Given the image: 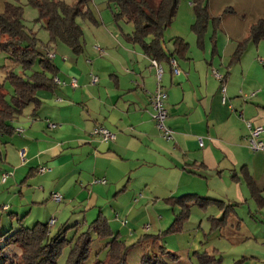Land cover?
Wrapping results in <instances>:
<instances>
[{
	"label": "crops",
	"instance_id": "crops-1",
	"mask_svg": "<svg viewBox=\"0 0 264 264\" xmlns=\"http://www.w3.org/2000/svg\"><path fill=\"white\" fill-rule=\"evenodd\" d=\"M98 11L101 21L85 26L80 53L59 42L43 47L44 54L55 53L50 60L65 84L38 90L37 105H28L13 118V135L6 140L9 135L0 137V143H10L3 160L7 172L2 178L6 177L1 182L11 179L10 183H17L23 175L20 183L38 180L42 185L32 195L39 199L53 200L54 193L63 191L60 201L53 200L56 205L71 193L94 206L99 193L106 198L113 192L115 198L126 191L127 204L119 206L120 212L131 210L130 198L132 202L144 198L136 189L148 184L158 189L150 192L152 197L156 195L154 201L193 192L225 205L250 198L256 208L264 210V150L249 148L246 126V121L262 125L260 139L264 141V61L254 56L264 51V39L248 42L256 49L249 47V54H244L247 43L240 58L233 60L249 25L238 27L236 32L220 20L216 33L209 23L201 39L190 28L194 37L185 34L188 41L177 32L180 34L174 36L182 35L187 51L174 53L170 38L172 47H164L168 58L158 61L162 68L158 81L152 58L127 36L133 30L132 23ZM172 58L178 74L172 71ZM213 69L222 80L214 76ZM92 76L97 81L93 82ZM71 78L76 79V87L70 84ZM157 82L167 95L165 124L172 130L170 139L162 136L151 116V96ZM95 126L114 132L115 139L103 141L93 133ZM17 128L22 131L17 132ZM131 173H136L135 177H130ZM70 175L72 183L58 188L57 184ZM171 207L173 212L175 207L180 211L178 205ZM216 209L215 215L222 214ZM114 217L120 214L116 211ZM261 217L264 219V211ZM50 220L54 225L55 218H49L48 223ZM253 235L255 244L249 248V256L238 259L241 264H264V232L258 233L259 242ZM197 249L193 252L207 251Z\"/></svg>",
	"mask_w": 264,
	"mask_h": 264
},
{
	"label": "rangeland",
	"instance_id": "rangeland-1",
	"mask_svg": "<svg viewBox=\"0 0 264 264\" xmlns=\"http://www.w3.org/2000/svg\"><path fill=\"white\" fill-rule=\"evenodd\" d=\"M63 1L72 3L76 0ZM149 1L152 4H156L159 0ZM193 1L178 0L173 15L164 30L165 49L172 47L170 38L174 37L175 34L183 33V37L187 41L185 34L189 33V36L194 37L190 30V25L194 20ZM5 2L21 7V19L25 29L28 33L32 32L35 34L39 42V50H42L48 41V33L43 27L44 20H38V10L28 4L27 0H0V12L3 10ZM204 4L210 7V13L219 16L220 20L226 21L228 27L236 32L238 27L240 28L242 25H249L250 27L257 19L264 18V0H204ZM87 6L100 21L102 17L98 10L112 13L108 6V0H88ZM77 21L81 25L84 34H86L85 26L90 27L92 23L82 17H78ZM207 33L209 34V32ZM194 46L193 44L190 46L191 51H193ZM249 47L256 49L254 44L248 43L244 54H249ZM254 56L257 61L259 59L264 61V51L256 52ZM7 65H10L8 55L0 49V83H3L2 88L8 91L7 98H10L13 89L10 83L5 80L6 68L4 66ZM10 67L14 72L22 73L19 65H11ZM38 69L39 67L35 63L32 70ZM13 122L12 125L15 127ZM12 135L6 136L5 140ZM7 143L9 141L0 143V247L4 246L8 233L21 227H31L35 222L47 223L49 236H54L59 230L69 227L65 233L66 237L68 239L75 238L78 234L87 231L90 223L100 214L107 218L113 232L119 233V238L126 246V264H143L141 260L142 254L145 252L150 255L158 253L160 245L179 256L178 260L166 258L169 264H196L192 252L197 248H199L197 250H206L207 248L209 253H212L213 249H217L218 252H215V254L221 258V264H234L235 260H238L241 256H249V248L255 244L252 234L259 242L258 233L264 232V219L261 217L264 210L261 211L256 208L255 202L249 198L246 202L231 203L232 206L229 207L231 213L228 214L225 222L220 227L214 228L211 224V218L217 216L215 214L218 212L215 204H210L206 208L191 204L188 217L183 221L181 230L164 232L155 243L151 241L139 242L138 240L147 234H158L166 231L178 212V208L175 207V214L172 211L173 208L166 203L164 198H158V200L154 201V196L156 195L152 197L150 192H156L158 189L153 184L141 185L140 188L136 189L137 194L140 192L145 197L137 202H132V198H130L129 201L133 206L129 211L120 212L119 209V206L123 207L127 204L126 191L119 193V196L115 198L112 197L113 192L106 195V198L99 193L95 199L97 201L96 204L93 203L94 206H88L87 200L76 198L71 193L65 195L62 202L56 205L53 200L47 198L46 200L39 199L36 194L32 195L42 185L38 180L29 179L24 184L20 183L23 180V175L18 179L17 183H10L11 179L7 183L1 182L2 174L7 172L5 170L7 168L3 167V164H6L3 161L6 148L10 144ZM140 174L150 173L141 172ZM135 175L131 173L130 177H135ZM73 179V175H70L67 179L61 180L57 184L58 188H62L64 184L72 183ZM131 181L135 182V180ZM137 181L140 183V180ZM48 185H51V182ZM62 192H59V194L63 196ZM180 194L185 193H179L177 196ZM199 195L209 197L203 194ZM147 197L149 198L148 200L145 199ZM143 199H145V202ZM148 201L150 203L145 207ZM3 206H6V208L3 209ZM145 208L146 210H144ZM143 210L145 211L144 213H142ZM116 211L120 214L118 218L114 217V212ZM160 215L163 216L162 220L159 218ZM221 215L220 212L217 218H220ZM51 217L55 218L54 225L48 223ZM121 219H125L126 223L121 224ZM158 222L162 227H158ZM90 235L92 239L90 251L82 264H93L96 260H106L107 258L105 243L109 239H102L93 231H90ZM12 250L17 251L18 249L13 246H7L0 250V264L4 260H6L5 264H8L7 257ZM68 253L69 247L63 248L57 264H65Z\"/></svg>",
	"mask_w": 264,
	"mask_h": 264
},
{
	"label": "trees",
	"instance_id": "trees-1",
	"mask_svg": "<svg viewBox=\"0 0 264 264\" xmlns=\"http://www.w3.org/2000/svg\"><path fill=\"white\" fill-rule=\"evenodd\" d=\"M88 0H76L66 3L63 0H27V3L38 10V20H44L43 27L48 33L51 43H63L71 51L78 54L82 51L83 29L77 18L88 19L92 24L99 20L87 6ZM178 0H159L152 4L149 0H108V6L115 20L125 19L131 22L133 30L127 34L128 38L139 45L143 52L152 59L159 61L168 58V53L163 46L164 30L167 27ZM194 20L191 30L201 39L209 23L216 33L220 24L219 16H211L204 0H194ZM229 11V9H227ZM22 9L18 5L5 2L0 12V49L8 55L10 65L4 66L5 80L12 87V94L7 98L8 91L3 90L0 83V137L14 133L12 120L30 104L35 106L39 102L37 91L51 89L56 84L53 81L56 67L51 63L42 50L35 34L28 33L21 19ZM264 39V18L253 22L242 38L233 54V60L240 58L248 42L257 43ZM174 53L183 55L188 44L181 36L172 38ZM44 45V46H45ZM39 69L32 70L34 64ZM11 65H19L22 73L14 72ZM171 206H180V211L166 231L158 234H147L139 242H156L164 232L181 230L183 221L188 217L191 204L206 208L215 204L221 211L220 218H211L212 227H220L230 214V206L217 199L201 196L196 193H186L165 199ZM69 227L59 230L54 236H49L47 223L35 222L31 227H21L7 234L4 246L16 247L7 257L8 264H57L61 250L69 247L65 264H82L87 258L93 231L102 239H109L105 243L107 248L106 260H96L93 264H126V246L119 238V233L113 232L107 218L98 215L89 225L88 230L78 234L75 238L68 239L65 235ZM193 256L196 264H221V258L215 252L195 251ZM166 258L178 260L179 256L162 245L158 253L150 255L145 252L141 260L143 264H169ZM6 260L2 264H5ZM234 264H241L237 260Z\"/></svg>",
	"mask_w": 264,
	"mask_h": 264
},
{
	"label": "built area",
	"instance_id": "built-area-1",
	"mask_svg": "<svg viewBox=\"0 0 264 264\" xmlns=\"http://www.w3.org/2000/svg\"><path fill=\"white\" fill-rule=\"evenodd\" d=\"M96 48L98 50H100V48L98 46H96ZM45 56L48 59H52L55 56V53L53 51H49V52L45 53ZM170 62H171V65L173 67L172 68L173 73L178 74L179 69L176 66L175 59L172 58L170 60ZM151 64L155 68L157 80L159 81L161 78V74H162V68H161L160 64L158 63V61L155 59L151 60ZM213 74L219 80H222V75L217 70L213 69ZM53 81L55 84H58V85L65 84V81L61 80L56 75L54 76ZM92 81L93 82L97 81V77L92 76ZM70 84L73 87H76L78 85L75 78H71ZM222 90L224 91V88ZM253 94L254 93H251V95H253ZM166 96H167L166 92L162 89L159 82H157V86H156V88H155V90L151 96V104H152L151 116L154 119L156 126L160 130L162 136L167 138V139H170L172 137V130L170 128H168L165 124V119L167 117V110L165 107ZM239 115L241 116V114H239ZM49 125L55 126V124H53V123H50ZM246 126L248 128L247 141H248L249 148H251L252 150H264V141L260 139V135L263 131L262 125L253 124L251 121H246ZM16 130H17V132L22 131V129H20V128H17ZM93 133L99 135L103 141H109V140L115 139V133L110 131L109 129L103 127V126H95L93 128ZM200 143H201V139H200ZM5 177H6V175H3L2 179L4 180ZM95 182L104 183L105 180L104 179H96ZM52 199L54 201H60L61 196L58 193H54L52 195ZM4 208H6V207L4 206ZM121 223L125 224L126 220H121ZM49 224L52 225L53 220H50Z\"/></svg>",
	"mask_w": 264,
	"mask_h": 264
}]
</instances>
